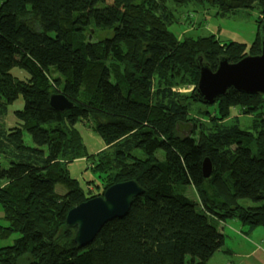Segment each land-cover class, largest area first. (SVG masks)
Instances as JSON below:
<instances>
[{
	"label": "trees",
	"instance_id": "16d2710c",
	"mask_svg": "<svg viewBox=\"0 0 264 264\" xmlns=\"http://www.w3.org/2000/svg\"><path fill=\"white\" fill-rule=\"evenodd\" d=\"M253 8L258 31L250 51L213 35L180 40L169 30L180 17L187 21L183 9L226 18ZM263 24L264 0H0V206L9 222L0 238L20 236L0 250V261L207 264L225 249L223 222L247 223L250 232L264 226V98L230 89L208 113L213 136L200 128L185 137L177 125L194 131L191 98L175 89L198 83L200 58L215 70L221 56L236 63L258 55ZM95 32L105 36L96 40ZM13 68L28 75L16 78ZM58 93L75 107L54 109L50 98ZM20 98L18 125L7 127ZM241 116L250 118L244 128ZM84 121L105 143L95 155L77 128ZM79 158H90L106 189L128 180L144 189L129 214L85 248L66 218L101 195L88 197L71 177Z\"/></svg>",
	"mask_w": 264,
	"mask_h": 264
},
{
	"label": "rangeland",
	"instance_id": "374dc122",
	"mask_svg": "<svg viewBox=\"0 0 264 264\" xmlns=\"http://www.w3.org/2000/svg\"><path fill=\"white\" fill-rule=\"evenodd\" d=\"M186 13H188L187 15L190 19L187 17L186 21L184 17H180L179 22L169 27V30L175 33L177 38L180 40H183L187 36L192 38H199L213 35L223 43L237 42L244 44L246 45L247 51H250L251 46L256 40L258 31L256 21L259 14L256 8L248 10L242 9L235 16L226 18L216 16L215 11L212 9L200 12H194L193 9L187 11L183 9L182 14ZM93 36L97 40L103 38L105 36V33L95 32ZM11 74L19 79H25V77L28 75L26 71L21 70L20 68H13L11 70ZM196 86L197 84L185 85L183 87L176 86L175 89L178 92L184 93L191 98L189 115L192 119L191 122L196 124L193 133L197 132L201 128L207 135L213 136V129L210 123V119L209 117H207L209 112H213V109L211 106L203 105L196 99L191 97L193 89H196ZM22 108L23 100L21 98L9 108V115L4 119L5 125L7 127H15L16 125H18V122L14 116V111L16 109L20 110ZM240 119L242 128L249 125L250 118L241 116ZM77 128L80 130L84 145L86 146V151L89 155H95L102 149H104V140L97 132L94 131L92 124L90 125L88 121H84L79 123L77 125ZM25 136L26 141H31L27 134H25ZM89 159L90 158H79L74 160L69 165L68 170L71 177L79 182L80 187L87 191L86 193L88 197L94 195H102L106 190V185L108 184L107 180L102 183L100 175L94 172L92 168H90L91 162ZM60 187L61 186H59L58 189H60ZM186 194L191 199H195L197 197V194L192 187L187 188ZM250 203L251 202L248 201V204ZM243 204L246 205L245 202H243ZM229 221H227V223ZM239 222L240 224H237L232 221L230 222V225L225 226L223 233L228 236L227 242L229 241V243H232V241L230 240V238H232L234 240H237L239 243L240 241L244 243V246L247 247L248 250L254 252L255 250H257V247H260L264 251V226H258L252 233L250 232L249 224L241 221ZM0 226H9V222L6 220L4 211L1 206ZM241 231L244 234L242 236L240 233ZM19 237V233L14 232L7 238H0V250L13 245L15 240H17ZM224 248V255L232 257V255L225 253V250L231 248L230 245H227L226 243ZM0 252V257H2V251ZM219 255V252H217V254H215L208 263L214 264L215 261L218 260ZM19 264H27V259L23 258V260Z\"/></svg>",
	"mask_w": 264,
	"mask_h": 264
},
{
	"label": "water",
	"instance_id": "95a60500",
	"mask_svg": "<svg viewBox=\"0 0 264 264\" xmlns=\"http://www.w3.org/2000/svg\"><path fill=\"white\" fill-rule=\"evenodd\" d=\"M261 27L260 53L247 55L236 63L226 56L218 59L215 70L201 58L197 61L199 80L195 89V98L203 105L212 106L230 89L247 95H260L264 98V35ZM51 106L61 113L75 107L63 94H54L50 98ZM177 131L185 137L193 132L192 124L178 123ZM203 174L208 178L213 173V165L206 158L203 161ZM144 194V189L136 180L114 184L101 196L93 197L72 208L66 218L65 226L75 229L74 242L79 248L89 246L101 229L115 219L126 217L135 199ZM0 264H3L0 261Z\"/></svg>",
	"mask_w": 264,
	"mask_h": 264
},
{
	"label": "crops",
	"instance_id": "0c3cea01",
	"mask_svg": "<svg viewBox=\"0 0 264 264\" xmlns=\"http://www.w3.org/2000/svg\"><path fill=\"white\" fill-rule=\"evenodd\" d=\"M229 220H227V221H229L228 223H227V221L223 222V230H224L225 226L230 225L231 224L230 222H232V221H234L237 224H240V222L238 220H233V219H229ZM254 231L255 230H253L252 233ZM240 233H241V236L244 235L242 233V231ZM227 238H228V236L225 237V245H226V243H227V245H230L231 248L229 250L233 252L232 254H230V255H232V257L231 256H225L223 250L219 251L220 255L218 256V260H216L214 264H264V251H263V249H261L260 247H257V250H255L253 252L251 250H248V248L245 247L244 243H242L241 241L239 243L237 240L230 238L232 243H229V241L227 242ZM207 264H210V263H207Z\"/></svg>",
	"mask_w": 264,
	"mask_h": 264
}]
</instances>
